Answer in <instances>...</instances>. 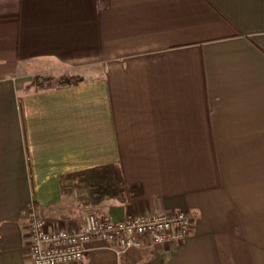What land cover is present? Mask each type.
I'll return each instance as SVG.
<instances>
[{
	"label": "crops",
	"instance_id": "1",
	"mask_svg": "<svg viewBox=\"0 0 264 264\" xmlns=\"http://www.w3.org/2000/svg\"><path fill=\"white\" fill-rule=\"evenodd\" d=\"M29 203L193 217L76 264H264V0H0V264H30Z\"/></svg>",
	"mask_w": 264,
	"mask_h": 264
},
{
	"label": "built area",
	"instance_id": "2",
	"mask_svg": "<svg viewBox=\"0 0 264 264\" xmlns=\"http://www.w3.org/2000/svg\"><path fill=\"white\" fill-rule=\"evenodd\" d=\"M28 220V257L30 264H76L83 260L92 240L111 243L116 253L129 248L183 241L193 226V217L184 210L128 214L111 220L91 210L84 214L79 228L49 227L33 203L23 209Z\"/></svg>",
	"mask_w": 264,
	"mask_h": 264
}]
</instances>
